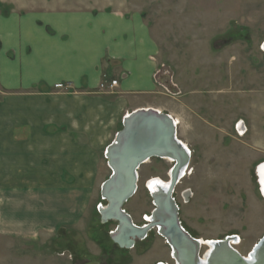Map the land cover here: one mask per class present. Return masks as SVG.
Wrapping results in <instances>:
<instances>
[{
    "label": "rangeland",
    "instance_id": "rangeland-1",
    "mask_svg": "<svg viewBox=\"0 0 264 264\" xmlns=\"http://www.w3.org/2000/svg\"><path fill=\"white\" fill-rule=\"evenodd\" d=\"M116 1L146 23L158 48L156 99L164 113L180 120L178 139L192 152L188 175L174 193L182 226L198 240L237 237L234 248L248 256L264 237L256 173L264 163V22L258 27L257 20L262 0ZM98 159L89 211L79 225L35 244L1 240L0 264H175L156 230L135 249L112 242L116 223L102 224L99 214L111 171L105 153ZM172 166L153 159L140 169L138 190L124 206L135 225H145L155 208L149 180L167 182ZM206 252L203 247L201 255Z\"/></svg>",
    "mask_w": 264,
    "mask_h": 264
},
{
    "label": "crops",
    "instance_id": "crops-1",
    "mask_svg": "<svg viewBox=\"0 0 264 264\" xmlns=\"http://www.w3.org/2000/svg\"><path fill=\"white\" fill-rule=\"evenodd\" d=\"M157 54L141 15L116 0H0V243L79 225L125 116L167 112Z\"/></svg>",
    "mask_w": 264,
    "mask_h": 264
},
{
    "label": "water",
    "instance_id": "water-1",
    "mask_svg": "<svg viewBox=\"0 0 264 264\" xmlns=\"http://www.w3.org/2000/svg\"><path fill=\"white\" fill-rule=\"evenodd\" d=\"M105 159L111 175L102 185L101 197L106 206L99 208V214L102 224L116 223L110 238L119 248L132 249L138 240L146 239L150 231L157 230L170 247L175 264H264V237L244 257L234 248L236 237L203 242L193 238L182 226L174 193L190 166L191 153L178 140V130L170 115L154 108L127 114L122 130L105 151ZM153 159H168L174 165L168 182H154L158 191L150 194L155 208L148 222L137 226L124 206L138 190L140 169ZM263 167L264 163L258 166L257 173ZM203 247L208 249L201 255Z\"/></svg>",
    "mask_w": 264,
    "mask_h": 264
},
{
    "label": "bare ground",
    "instance_id": "bare-ground-1",
    "mask_svg": "<svg viewBox=\"0 0 264 264\" xmlns=\"http://www.w3.org/2000/svg\"><path fill=\"white\" fill-rule=\"evenodd\" d=\"M160 111V110H159ZM171 116V115H170ZM172 117V116H171ZM173 118V117H172ZM173 120H174V118H173ZM175 125H176V127H177V124L180 122L179 121V119H176L175 118ZM181 124V123H180ZM177 130H178V128H177ZM179 138V137H178ZM179 140V139H178ZM180 142H182L181 140H179ZM182 144L184 145V147L185 148H187L188 150H189V152L191 153V150L188 148V146L187 145H185L183 142H182ZM165 161L166 162H168V163H170V164H173L174 165V163H173V161H171V160H168V159H165ZM150 162V161H149ZM148 162V163H149ZM173 167V166H172ZM190 167V166H189ZM188 171V170H187ZM187 171H186V173H185V176L183 177V178H185L186 177V175H188L187 174ZM259 174H260V176H259V179H260V185H261V191H262V194H263V196H264V167L262 168V169H260L259 171ZM139 178H140V176H138V180H139ZM161 179H157V178H153V179H151V180H149V182H148V184H147V188H148V190H149V192L152 194V193H154V192H157L158 191V187L157 186H155L154 185V182H158L157 184H159L161 181L162 182H164V183H166L165 181H163V180H161ZM184 180V179H183ZM168 182V181H167ZM186 198H188V194L186 195ZM150 217V216H149ZM149 217L148 218H146V223L148 222V220H149ZM157 231V230H156ZM201 241H203V242H205L206 240H201ZM211 241V240H210ZM239 244V243H238ZM233 245L235 246V245H237V242H233ZM207 248V247H206ZM208 249V248H207ZM247 257V256H246Z\"/></svg>",
    "mask_w": 264,
    "mask_h": 264
},
{
    "label": "built area",
    "instance_id": "built-area-1",
    "mask_svg": "<svg viewBox=\"0 0 264 264\" xmlns=\"http://www.w3.org/2000/svg\"><path fill=\"white\" fill-rule=\"evenodd\" d=\"M157 75H158V73L156 74V78H157ZM117 84H118L117 81H112L110 84L102 83L101 86H100V88H101L102 90H105V89H107V90H108V89H109V90H113V89L117 86ZM55 88H56V90H67V89H68V87H67V86H64V85H58V86H56ZM167 92L170 93L169 90H167Z\"/></svg>",
    "mask_w": 264,
    "mask_h": 264
},
{
    "label": "flooded vegetation",
    "instance_id": "flooded-vegetation-1",
    "mask_svg": "<svg viewBox=\"0 0 264 264\" xmlns=\"http://www.w3.org/2000/svg\"><path fill=\"white\" fill-rule=\"evenodd\" d=\"M174 118V117H173ZM174 120H175V118H174ZM180 121V120H179ZM181 122H179L178 124H177V128L181 125L180 124ZM244 128H245V126H241V128H240V130L241 131H243L244 130ZM243 134V133H242ZM191 155H192V152H191ZM263 164V163H262ZM261 165V164H260ZM259 165V166H260ZM256 173H257V170H256ZM257 175H259L260 176V174H259V172L257 173ZM257 178H258V182H259V187H260V191H261V185H260V179H259V177L257 176ZM261 193H262V191H261ZM263 195V194H262ZM186 198V197H185ZM133 249H135V246L133 247ZM130 250V249H129ZM99 262V261H98ZM101 263V262H100ZM103 264V263H102Z\"/></svg>",
    "mask_w": 264,
    "mask_h": 264
}]
</instances>
